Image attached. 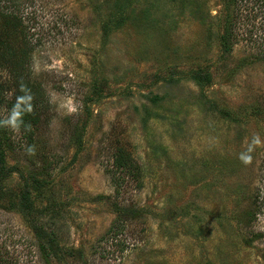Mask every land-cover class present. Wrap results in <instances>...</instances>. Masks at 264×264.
I'll use <instances>...</instances> for the list:
<instances>
[{"label": "rangeland", "instance_id": "1", "mask_svg": "<svg viewBox=\"0 0 264 264\" xmlns=\"http://www.w3.org/2000/svg\"><path fill=\"white\" fill-rule=\"evenodd\" d=\"M256 1L0 0V37L22 47L4 15L22 19L28 74L45 96L30 139L10 129L15 170L0 202L7 263L264 264V143L250 165L238 158L253 136L264 142ZM225 14L239 18L230 55L219 39ZM199 71L209 72V86L196 82ZM0 79L12 85L2 67ZM27 145H36L34 156ZM117 155L132 173L115 165ZM26 184L65 258L46 260L25 215L10 207ZM115 208L139 216L114 236Z\"/></svg>", "mask_w": 264, "mask_h": 264}, {"label": "trees", "instance_id": "2", "mask_svg": "<svg viewBox=\"0 0 264 264\" xmlns=\"http://www.w3.org/2000/svg\"><path fill=\"white\" fill-rule=\"evenodd\" d=\"M226 2L227 6H232L236 5L237 0H226ZM254 7L256 9L258 7L262 14H264V0H257L254 4ZM240 11L239 14L241 15ZM238 19L239 18L237 16L231 17L229 14H225V17L222 18L223 30L219 39L224 55H230L234 51V46L236 42L234 38V28ZM4 20L7 23L6 27L8 24L12 23L16 24V27L19 28L20 32L18 31V33L22 37V47L20 46V48L13 49L12 46L8 44V41L3 42L2 38L0 37V67L5 69L7 73H9L10 81L15 89V92L11 98L5 97V93L9 92V90L12 89L9 88L12 85L9 86V82H5L0 79V108L2 106H5L8 111H11L16 102L17 96L24 95V93L20 91L21 82H23L27 86V88L30 89V93L33 96V112L30 114L26 113L23 115V125L20 128V130L25 133L26 137L30 139V137H32L35 133V127L41 121V114L43 111L45 96L41 83H38L37 81L31 79L30 75L28 74V70L30 68L28 63V58L30 56V48L28 46V29L24 26V22L22 21V19L14 13L5 14ZM111 28L112 27L110 26V24L104 25L103 31L106 37L109 36ZM7 31L9 30L7 29ZM8 36L10 37V33ZM194 79L201 86H209L212 83V77L207 71L196 72V74L194 75ZM104 88L105 86L103 84L99 86L95 85L94 95H97L101 98ZM2 119L5 118L0 115V120ZM24 125H30L31 130L25 131ZM10 129L11 128H0V202L1 200H5V197L8 194L7 192L3 191V182L12 173H14L15 170V168L9 167L7 162L8 151L14 149L11 141ZM115 165L119 169H122V171L124 172L128 171L129 173H132L131 170L133 166L127 163L125 157H123L122 155H117V158H115ZM33 180L35 184H37V186L41 183L40 180ZM9 204L10 207L12 206L13 208L18 209L25 215L24 217L27 219L30 226L33 228V232L38 242L36 243V245H38V249L41 255H43L46 260H50L51 258H65L66 255L65 253L62 254L63 250L62 248H60L59 236L57 235V232L54 229L47 228L44 224L39 223L37 216L40 213L35 209L34 202L31 198L29 187L27 184L22 189L20 195L18 196V199L16 200V203L10 202ZM115 212L117 214V217L114 220L109 231V234L114 233V236L117 235L119 232H122L125 228V225L129 221L135 220L139 216V213L135 209L115 208ZM248 216L249 220L246 222V224L250 225V222L254 220V218H256V214L254 213V211L252 213L248 212ZM1 249L2 247H0V264H9L7 263L5 257V255L8 254L7 251H1ZM72 253L74 254L73 251H70L68 255L71 256ZM77 253L79 256L81 255L79 251Z\"/></svg>", "mask_w": 264, "mask_h": 264}, {"label": "clouds", "instance_id": "3", "mask_svg": "<svg viewBox=\"0 0 264 264\" xmlns=\"http://www.w3.org/2000/svg\"><path fill=\"white\" fill-rule=\"evenodd\" d=\"M20 91L24 93V95L17 96L16 102L13 108L10 111V114L5 118L0 120V128H11L13 131H19L21 126L23 125V115L33 112V96L30 93V89L21 82L20 83ZM25 131H30V125H24ZM261 138L259 135L253 136L251 142L247 144L246 150L242 151L239 154V160L244 165H250L253 162L252 153L255 149L262 145ZM25 154L29 156H34L36 154V145H27L25 147Z\"/></svg>", "mask_w": 264, "mask_h": 264}]
</instances>
